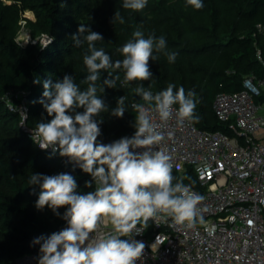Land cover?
I'll list each match as a JSON object with an SVG mask.
<instances>
[{
    "label": "trees",
    "instance_id": "1",
    "mask_svg": "<svg viewBox=\"0 0 264 264\" xmlns=\"http://www.w3.org/2000/svg\"><path fill=\"white\" fill-rule=\"evenodd\" d=\"M8 1L10 4L0 0V264H15L22 255L39 252L40 245L32 244L35 238L48 237L67 226L61 218L67 206L58 209L61 216L47 207L43 210L35 207L41 189L39 185L28 184L32 174L69 173L77 180L78 193L95 191L94 182L86 187L92 177L79 166L61 165L58 152L39 149L21 131L19 113L9 110L3 100L7 92L23 91L26 125L36 128L38 122L50 121L52 117L43 105L33 103L42 98L43 82L54 84L68 74L80 84L88 74L83 63L86 45L76 48L72 40L80 24L103 36L96 46L104 48L113 61L123 58L117 50L133 39L137 29L143 31L145 38L164 36L167 50L177 53L172 64L163 54H159L158 61L150 60L151 80L124 86L120 72L117 88H105L100 94L99 98L109 108L95 118L103 120L98 142L104 144L134 134L136 114L131 104L142 101L132 88L140 83L146 88L150 86L154 93L166 89L169 83L177 88L183 86L186 93L193 91L199 117L193 122L196 128L228 133L227 126L213 114L215 95L238 90L249 73L264 80V65L256 57V50H260L264 59V37L255 34L256 23L264 20V0H202L203 7L199 10L187 5L186 0H148L142 11L116 10L114 5L117 7L119 0ZM19 8L32 13V26L48 35L52 39L49 43L37 42L25 48L15 43L14 23ZM116 11L122 13L124 23L119 20L113 23ZM107 76L102 71L101 81ZM37 78L41 83L34 84ZM122 96L126 97V111L122 118H117L111 115V109ZM254 102L264 104V89ZM173 174L185 184L195 183L189 169L182 175L175 171Z\"/></svg>",
    "mask_w": 264,
    "mask_h": 264
},
{
    "label": "clouds",
    "instance_id": "2",
    "mask_svg": "<svg viewBox=\"0 0 264 264\" xmlns=\"http://www.w3.org/2000/svg\"><path fill=\"white\" fill-rule=\"evenodd\" d=\"M186 3L196 10L203 7L202 0ZM147 4L148 0H123L122 7L142 11ZM116 20L124 23L119 11L115 12L113 23ZM72 40L76 48L86 45L83 63L88 74L80 84L68 74L54 84L43 82L42 98L33 103L42 104L52 118L37 123L32 139L41 150L51 149L77 164L92 177L86 187L94 182L95 191L78 193L77 180L69 173L32 174L28 184L41 189L35 202L38 210L47 207L61 216L58 209L67 206L61 216L67 227L48 237L41 235L32 244L40 245L38 264H137L145 248L144 243L132 238L142 232L137 225L146 228L148 221L157 217H168L189 227L204 222L200 208L204 197L193 190L191 183L185 184L173 174L171 155L159 147L165 136L153 120L155 113L162 122L173 116L181 125L198 121L196 95L173 83L155 93L140 83L132 88L142 101L131 104L136 114L134 134L108 144L98 142L103 120L95 118L109 111L99 98L105 88H117L120 72L124 86L149 81L153 76L150 60L158 61L159 54H163L172 64L177 53L167 50L164 36L145 38L139 29L117 50L123 58L115 61L104 48H97L96 42H102L103 36L86 24H80ZM257 59L261 60L259 50ZM102 71L108 74L103 81ZM33 83L41 81L37 78ZM125 100V96L118 99L111 109L112 116H124ZM81 108L83 111H77ZM105 221L111 230L103 236L94 235Z\"/></svg>",
    "mask_w": 264,
    "mask_h": 264
},
{
    "label": "built area",
    "instance_id": "3",
    "mask_svg": "<svg viewBox=\"0 0 264 264\" xmlns=\"http://www.w3.org/2000/svg\"><path fill=\"white\" fill-rule=\"evenodd\" d=\"M255 34L264 37V20L256 23ZM259 52L258 61L264 65ZM263 89L264 80L249 73L238 90L215 95L213 114L228 133L200 130L191 121L181 125L175 116L162 122L153 113L158 131L165 136L159 147L171 155L173 171L182 175L189 169L195 179L193 190L204 197L200 205L204 222L189 227L157 217L146 228L137 225L142 232L132 238L145 245L137 264H264V104L254 102ZM3 100L9 110L19 113L21 131L33 141L35 128L25 122L24 92H7ZM59 163L78 167L67 157ZM110 230L105 221L94 235ZM39 254L26 253L15 264H38Z\"/></svg>",
    "mask_w": 264,
    "mask_h": 264
},
{
    "label": "rangeland",
    "instance_id": "4",
    "mask_svg": "<svg viewBox=\"0 0 264 264\" xmlns=\"http://www.w3.org/2000/svg\"><path fill=\"white\" fill-rule=\"evenodd\" d=\"M1 1L4 4H10V1L8 0H1ZM101 1L105 3L108 2V0H101ZM122 3L123 0H119L118 1L119 7L118 6L116 7L114 5V9L116 10L117 8L118 10H120V8L123 9ZM32 22H34V17L32 13L29 10H23L19 8L18 16L16 22L14 23V29H15L14 41L18 46L22 48H25L28 45L35 44L37 42L46 45L52 40L48 35L39 32L35 27H33ZM8 100H9L8 102L12 103V105L14 104L15 106L18 107V104L15 102V100H11V99ZM26 118H27V113L25 114V120Z\"/></svg>",
    "mask_w": 264,
    "mask_h": 264
}]
</instances>
